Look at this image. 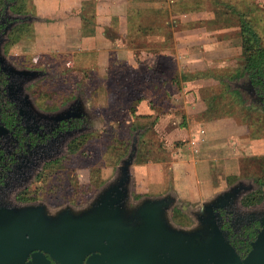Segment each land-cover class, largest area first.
Returning a JSON list of instances; mask_svg holds the SVG:
<instances>
[{
	"label": "rangeland",
	"instance_id": "1",
	"mask_svg": "<svg viewBox=\"0 0 264 264\" xmlns=\"http://www.w3.org/2000/svg\"><path fill=\"white\" fill-rule=\"evenodd\" d=\"M29 10L34 14L32 8ZM149 17H153L152 22ZM244 21L254 27L264 46V0H175L170 6L141 7L127 15L125 22L131 32L122 33V23L115 30L117 35L126 36L135 60L129 52L122 57L117 54L106 67L98 64L93 53L56 54L59 52L50 50V36L37 26V20L27 23L24 35L9 45L12 56L50 69L54 79L48 85L57 97L81 86L102 121L81 152L74 153L68 168L59 169L57 178L69 195L83 190L81 183L88 184L89 192L103 186L133 143L139 148L133 168L135 199L170 189L179 192L183 200L207 198L259 170L264 163V112L250 108L228 82L240 75L246 55L256 47L244 32ZM149 29L161 32L165 47L153 51L154 66L144 67L142 47L159 45L157 34L149 37L155 39L150 44L146 42ZM175 38L182 43L179 50L174 49ZM149 88L156 114H138L137 104ZM175 93L181 96L174 98ZM210 107L217 110L214 118L230 113L238 122L230 119V124L240 126L237 133L244 131L247 136L233 137L229 145L231 136L217 133L200 154L189 140L182 139L190 137L185 129L188 122L207 116ZM226 126L228 123L221 122L217 129L220 132ZM198 158L210 165L213 177L210 189L196 195L203 183L199 179H193L190 186L186 183L187 166L182 161L203 166L195 161ZM69 179L73 185H68ZM186 185L194 194L188 193Z\"/></svg>",
	"mask_w": 264,
	"mask_h": 264
},
{
	"label": "flooded vegetation",
	"instance_id": "2",
	"mask_svg": "<svg viewBox=\"0 0 264 264\" xmlns=\"http://www.w3.org/2000/svg\"><path fill=\"white\" fill-rule=\"evenodd\" d=\"M12 3L5 0L0 6V209L41 203L52 210L68 204L82 207L89 204L102 186L89 192L88 184L81 183L79 187L83 190L71 196L57 177L61 174L59 169L68 168L74 153L81 152L86 139L101 128L102 121L81 86L57 97L48 85L54 79L50 69L12 56L9 45L13 31L30 17L13 10ZM234 78L228 80L233 90L239 91L250 108L264 112V75L253 78L243 67ZM240 180H244L241 194L231 196L226 207L219 209L220 224L242 261L264 264V163L259 170L239 177L227 188ZM70 181L69 186L73 185ZM180 201L188 207H173V221L182 227L194 226L197 220L190 210L198 201L181 197ZM258 242L262 250L257 257L250 258ZM90 255L84 264H88ZM46 256L50 264H60L49 253Z\"/></svg>",
	"mask_w": 264,
	"mask_h": 264
},
{
	"label": "water",
	"instance_id": "3",
	"mask_svg": "<svg viewBox=\"0 0 264 264\" xmlns=\"http://www.w3.org/2000/svg\"><path fill=\"white\" fill-rule=\"evenodd\" d=\"M29 16L26 21L40 20ZM138 150L133 143L87 205L0 209V264H50L46 253L60 264H84L90 254L88 264H246L222 229L219 212L231 196L241 194L244 180L192 204L190 214L197 223L178 226L171 210L188 206L175 190L134 199ZM259 250L258 242L250 258Z\"/></svg>",
	"mask_w": 264,
	"mask_h": 264
},
{
	"label": "crops",
	"instance_id": "4",
	"mask_svg": "<svg viewBox=\"0 0 264 264\" xmlns=\"http://www.w3.org/2000/svg\"><path fill=\"white\" fill-rule=\"evenodd\" d=\"M175 0H29V8H32L34 14L40 18L37 20V26H41L43 30L47 31L50 36V42L52 43V51L60 53L70 52L78 53L80 55L84 53H93L96 55V59L100 66H108L115 55L123 56L124 53L129 52L131 58L135 60V55L132 54V47L129 46L126 36L117 35L115 31L117 26L122 23V33L131 32L126 25V18L130 11H139L141 7H165L170 6L171 2ZM179 15H175L178 18ZM153 17H149V21L152 22ZM174 28V33L178 31ZM38 35L42 32L37 28ZM148 38L152 34L159 35V45L143 46L142 47V61L144 67L154 66L156 64V53L154 50L164 49V39L161 37V32H153L151 29L147 32ZM155 39L149 38L146 40L150 44ZM182 43L175 38L174 49L179 50ZM139 48H136L138 50ZM222 48L220 50H225ZM41 55V54H40ZM158 65V64H157ZM182 82V81H181ZM181 94H173L174 98H179ZM153 91L145 90L142 96V100L137 104L138 114L154 115L156 109L152 105ZM197 100L195 99L196 102ZM179 106L184 107L183 103H178ZM187 106V105H186ZM207 109V108H206ZM205 109V110H206ZM203 115V114H202ZM198 119H193L192 122H188L185 126L189 132L188 139L192 146H196V151L200 154L206 148L208 139L214 138L217 133L230 137L228 143L231 145V138L246 137L244 131L240 134L237 133L240 126L231 125L230 119L233 116L226 115L218 118H208L204 115ZM192 115H189V117ZM234 120V119H233ZM221 122L228 123L226 129L222 127L221 131H218V125ZM235 123H238L234 120ZM245 127V126H244ZM238 128V129H237ZM248 127L246 126L245 130ZM233 131L235 133H233ZM248 132V131H247ZM236 134V135H234ZM199 154V155H200ZM199 159V158H198ZM202 163L203 166H199L196 162H184L187 168L185 171L186 183L190 186V182H194L193 179H199L202 181L201 189L196 190V195L207 192L210 189L209 183L212 179V169L209 166H205V160H196ZM188 185L186 187L188 188ZM188 193L192 194V189L188 188ZM181 197L180 193L178 192ZM194 194V193H193ZM182 198V197H181ZM196 200L200 201L204 198L195 196ZM199 198V199H198Z\"/></svg>",
	"mask_w": 264,
	"mask_h": 264
},
{
	"label": "trees",
	"instance_id": "5",
	"mask_svg": "<svg viewBox=\"0 0 264 264\" xmlns=\"http://www.w3.org/2000/svg\"><path fill=\"white\" fill-rule=\"evenodd\" d=\"M13 2L12 4V8L13 10H17V12L22 13L25 12L27 14H30V10H29V4H28V0H8ZM5 0H0V6L4 5ZM33 10V9H32ZM30 22H25L22 23L21 25L17 26L12 34V43L19 39V37H22L25 33L26 28H24L25 26H27ZM243 26H244V32L246 35L249 36V38H251L256 44L255 50L246 55V64H245V68L252 74L253 78H256L257 75L259 74H263L264 75V46L262 45L261 42V37L258 34V32L254 29L253 26H251V24L249 22L244 21L243 22ZM239 71H237L238 73ZM236 76V75H235ZM234 76V77H235ZM259 83H262L263 81L259 80L257 81ZM235 93H237L239 95V93L237 91H235ZM240 96H238L239 98ZM142 100V99H141ZM216 112L217 110L213 109L212 107L208 108L206 114L208 116V118H214L216 116ZM220 115H222L220 113ZM226 115H231L230 113H226ZM225 114H223V116H226ZM205 116V115H204ZM205 116V117H207ZM177 217L179 216L178 214L176 215Z\"/></svg>",
	"mask_w": 264,
	"mask_h": 264
}]
</instances>
